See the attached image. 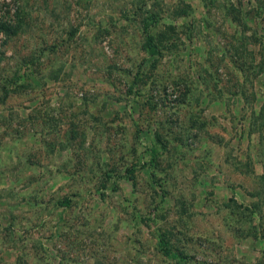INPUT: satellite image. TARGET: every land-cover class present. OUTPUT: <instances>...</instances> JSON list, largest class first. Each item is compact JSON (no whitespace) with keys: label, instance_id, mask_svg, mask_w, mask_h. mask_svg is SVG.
<instances>
[{"label":"rangeland","instance_id":"obj_1","mask_svg":"<svg viewBox=\"0 0 264 264\" xmlns=\"http://www.w3.org/2000/svg\"><path fill=\"white\" fill-rule=\"evenodd\" d=\"M21 7L27 30L0 34V264H176L158 229L190 264H264V0H0V19Z\"/></svg>","mask_w":264,"mask_h":264},{"label":"trees","instance_id":"obj_2","mask_svg":"<svg viewBox=\"0 0 264 264\" xmlns=\"http://www.w3.org/2000/svg\"><path fill=\"white\" fill-rule=\"evenodd\" d=\"M258 3H260V0H258ZM24 11V7H21L17 10V12L12 15L11 12L7 10L6 15L1 17L0 19V34L5 35L9 40L17 38L21 34H23L27 30V20L29 19V17H27ZM160 25L161 21L153 11L148 10L145 12V16L142 19V33L144 36L143 46L147 57L144 59L142 64L150 63V66H152L153 68H155L158 64V61H160L164 57V52L169 49V47L167 46L168 39H166L167 36H165L166 33H157V29H159ZM258 44H260V46L262 47V55H264V40H261ZM259 68H262L264 70V59L259 63ZM240 69L244 70L243 67H241ZM23 76L24 75H21L20 73L17 76V74L15 73V78L13 81L14 85H16L17 82L15 80L20 79ZM5 84H7V87H5L6 92L10 84H12V79H10L9 82L5 81ZM20 86L21 88H26L27 85L25 84ZM135 86L136 85H133L131 87V89L129 90V94L130 100L136 102L137 104L135 97ZM9 94L10 93H6V97ZM260 110V117L264 119V103ZM137 131L139 133L140 138H144L146 140L149 139L148 131L142 130L139 126H137ZM146 153L151 159V166H155L157 164V161H159V157L161 156V147L157 142L154 143L150 141L146 149ZM143 166H145V164H143ZM134 175V170L130 169V173L126 176V178H128L132 183H134ZM261 179H264V175ZM70 203L71 201L69 200H67L66 202L60 201V204L65 206H69ZM156 235L158 238L157 248L159 251H161V253L167 260L174 261L176 264H190L191 257L179 253L165 233L161 232V230L158 229L156 231Z\"/></svg>","mask_w":264,"mask_h":264}]
</instances>
